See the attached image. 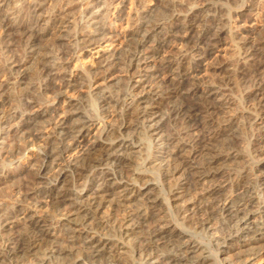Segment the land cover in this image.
I'll use <instances>...</instances> for the list:
<instances>
[{"label":"bare ground","instance_id":"6f19581e","mask_svg":"<svg viewBox=\"0 0 264 264\" xmlns=\"http://www.w3.org/2000/svg\"><path fill=\"white\" fill-rule=\"evenodd\" d=\"M137 1L143 9L127 32L121 11L112 22L105 14L110 0H92L79 23L71 18L75 0H0V27L25 44L23 59L1 66L13 82L0 75V122L19 120L12 131L26 133L48 118L32 134L42 149L24 147L40 160L29 173L42 185L26 194L42 195V206L55 212L1 205L0 264L229 263L219 255L264 264V203L257 196L264 190V0L258 19L234 28L209 14L212 3L166 15L150 4L169 10L182 1ZM48 36L63 47L59 53L45 45ZM87 53L93 67L71 70ZM33 61L40 72L28 66ZM31 72L45 77L39 93L24 109L5 112L11 90ZM117 73L127 79L119 91L110 84ZM83 82L104 83L93 94L99 117L84 112V98L65 96ZM238 83L245 85L240 99ZM51 91L58 103L36 110ZM241 119L250 122L247 156L235 132ZM244 157L252 163L228 169ZM27 169L1 171L0 178ZM155 171L170 185L167 194L156 189Z\"/></svg>","mask_w":264,"mask_h":264},{"label":"rangeland","instance_id":"374dc122","mask_svg":"<svg viewBox=\"0 0 264 264\" xmlns=\"http://www.w3.org/2000/svg\"><path fill=\"white\" fill-rule=\"evenodd\" d=\"M75 1L78 3V6H77V8H75V11H73L71 18H72V21L74 23H79V22L83 21L84 13L87 10V8H88V6L92 0H75ZM176 1H177V3L182 1V3L184 5H180V6L175 5V7H171L169 10L164 9L165 7L163 8L160 3L157 4V3L153 2L150 5H152V7H153L152 9H154V11L152 10L154 13L161 10V12L166 11V13H167L166 15H170V12L173 13V12L186 11V9L189 6L191 7L192 3H193V5L212 3L216 9L215 10L213 9L209 14L213 15V13H215V15L217 14L218 17H222L223 19L226 17L225 19L227 21L226 22L227 24L225 23V25L228 26V22H229V25L231 23V27H233V28L238 27V26H242V25L243 26L249 25L251 23V21H253L254 19H258L260 13L261 14L263 13V6H261L262 3L259 0H195V1L176 0ZM259 3H261V4L259 5ZM178 5H179V3H178ZM253 6L255 8H253V10H252L251 7H253ZM105 7H107L105 14L107 15L109 21L111 20L110 22L115 21L117 16L120 14L119 12L121 11L123 18L125 19V22L123 24V28L120 30H125L127 32L131 31V29H132L131 27L133 25V22H131V21L133 20L136 13H138L139 11H141L143 9V5L142 4L140 5V3L137 0H121V1L120 0H118V1L117 0H110V3L105 5ZM177 7H178V10L176 11ZM44 15H46V13H44ZM239 15H240V18L237 17ZM227 18H228V20H227ZM236 18H237V20H236ZM232 19H234V20H232ZM1 29H3V30L1 31ZM3 33H5L4 28L0 27V63H1L0 69H1V66L3 67L4 65H6L7 62L11 61V59L12 60L23 59L25 57V54H24V52H25L24 45L25 44L23 42L24 40L23 41H21L22 39L19 40L20 37L18 35L17 36H15V34L11 35L12 32L11 33H5V34H3ZM7 37H8V40L10 42L9 41L6 42ZM13 37H14V39H13ZM16 37H17V39H16ZM226 38H228V37L226 36ZM11 40L13 41L12 43H11ZM16 40H17V42L14 43ZM229 40H230V38L226 39V42L229 44L228 47L232 45L231 41H229ZM17 43H19V45H17ZM44 43H45V45H50L53 48L55 53H59L63 49V47H56L57 46L56 45L57 44L56 38L54 39L51 36H48L45 39ZM20 44H22V45H20ZM7 45H9V46H7ZM55 50H57V51H55ZM23 54H24V56H23ZM229 55H230V53H229ZM3 61L4 62L6 61V63H4ZM94 63H95L94 57L90 56V54H88V53L83 54V55L79 56V58H77L74 61V63L71 66V70L77 69V70H75V72L76 71L78 72V70H81V69L82 70L91 69L90 67H93L92 65H94ZM30 64L31 65H28V66L31 67L32 69L36 70L37 72L41 71L40 66L37 63H35L34 61ZM7 70L8 69H6V72L4 70L0 71L1 80L12 83L13 79H10V77H12V76H10L9 71H7ZM3 71H4V73H3ZM33 73L31 72V74L28 76V78H30V79H27L28 82L26 81V83L23 84V86L19 85L18 87H15L11 90V94L9 96V98H11V99H9L11 102L9 101L8 102L9 104L5 105L4 108L6 110L3 109L5 112L8 113L10 111V109H12V108L13 109L19 108L21 110L24 109L26 102L28 100H30V98H32L34 95H37L39 93L38 88L40 87V83H43L45 81V77L40 75V77H39L40 79L39 78L35 79V76L33 75ZM115 76L114 77L116 78V80H114L113 82L111 81L112 83H110V82L109 83L110 84L118 83L119 85L118 84L116 85L118 89H116V88L115 89L119 91L120 88L121 89L124 88L123 85H125L127 83V79L126 78L124 79L123 74L121 75V73H117V75H115ZM4 77L6 78V80ZM43 78H44V80H42ZM124 80H125V82H124ZM89 81H91V80L89 79ZM85 84L86 83L82 84L78 88V90H75L76 92L74 90H69V89L64 90V91H67L65 96L68 98H73V99H75L77 97L78 98L80 97L82 99L84 98V100H85L84 103H87V104H85L86 105L85 109L83 107L84 112H86L87 115H90L93 117H99L100 116L99 101L97 100V97L94 96L93 94H95L97 87H99V85H103L104 83L103 84H102V82H99L98 84L95 83V84L91 85L90 88H89V86H87ZM238 84L240 86L239 87L240 91L237 92V90H238V88H237L235 90L236 92H235L234 96L237 97L238 99H240L242 97V92L244 91L245 85L243 84L241 87V84L240 83H238ZM32 93H33V95H32ZM53 93L51 91V93L49 92L47 94L46 98L43 97V99H42L43 103L41 105H39L37 107L38 109H36V110H39L40 108H43V107L48 106V105L49 106L56 105L58 103L59 98L55 94V93H57V91L56 92L53 91ZM178 102H180V101L178 100ZM171 107H172L171 104H168L165 107L164 111H165L166 115L169 113ZM47 119L48 118L40 120L41 122L39 121L40 123L36 126V128H33L32 130H27L26 133L13 132L12 131L11 126L18 123L19 120L16 122H13L12 124H5V126H4V124H2L0 122V135L3 132H5V135H3L2 139H0V176H1V171L9 172V171L17 169L20 166H26L28 168L26 170V172L20 173L19 175L9 179L8 181L6 180L7 182L4 181L2 178H0V206L3 204H6V203H9L12 205L13 204L18 205V203L20 205L24 204V203H26V204L28 203L29 205H32V206L27 205L29 207H33L35 205L36 206L38 205L37 206L38 210H43L42 208L44 207V209L46 211L51 210V212H54V209L51 206H48L47 203H45V205L42 206V204H41L42 200L39 199V198L43 197L42 195L41 196L38 195V197L37 196L33 197L32 195L27 196V194H26L27 190L33 189L37 185V184H35L34 179L33 180L31 179L32 176L29 173V169L32 167V165L33 166H35V165L38 166V164L40 165V160L39 161L35 160V162H34L33 158H34L35 152L34 153H28L24 149V147L26 146V143L31 142L34 145L33 146L34 149H37L38 151H40V149H42V146H43V145H41L42 143L34 141L32 134H33L34 129H38L40 125L42 126V124L45 125V122L47 121ZM249 124H250V122L248 120L241 119L240 127L235 130L237 136H240V138L244 142V146L241 148V150L244 151L243 153L246 156H247L246 150L248 147L247 141H248L249 137L251 136ZM178 126H179V124H177V127ZM32 127H34V125ZM3 129H6V130L3 131ZM7 133H9V134H7ZM243 163L251 164L252 162L249 161L248 158L244 157V159H241L240 161H238L236 163L230 164L228 166L229 167L228 169L233 168V169L240 170V169H242L241 167L243 166ZM158 172L159 171L154 172L155 173L154 177L157 179V181H158L157 183H159L158 188H156V189L160 190V188H161V190H164V194H167V190H170L171 187H170V185H168L162 181L161 176H160L161 173H158ZM47 173H49V174H47V177H48L47 182L48 181L51 182L52 180L55 179V174L53 173V171H48ZM32 181L34 184L31 183ZM37 181H38V182H36V183H38L37 187L42 186V185H39V182H41V181H39V180H37ZM30 184H31V187H29ZM34 185H35V187H34ZM263 191L264 190H262V192ZM260 192H261V190L257 192V196H259L258 199L260 198L259 202L261 203L263 201V203H264V192H263V194H262V192L261 193ZM23 195L25 198L23 197ZM30 197H31V200H30ZM44 200L45 199L43 198V201ZM26 204H24V206H26ZM36 206H35V208H36ZM2 214H3V212L0 210V216ZM224 228L225 227H221L220 232H224L225 231ZM217 231L218 230H216V231L214 230V231L208 233L207 235L215 234ZM3 239H6V238H3ZM219 256H220V259L222 261H226L228 259L229 260V261L227 260L229 262L228 264H242L241 260L238 261L239 257H237V256L232 257V258L226 257V256H221V255H219ZM69 264H74L73 260H72V262H69ZM223 264H227V263L223 262Z\"/></svg>","mask_w":264,"mask_h":264}]
</instances>
